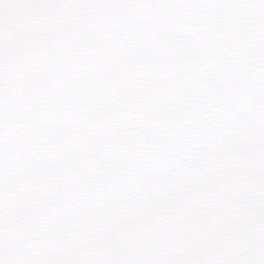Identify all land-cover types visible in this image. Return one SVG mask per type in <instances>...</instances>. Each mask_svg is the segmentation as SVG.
<instances>
[{
  "label": "snow or ice",
  "instance_id": "obj_1",
  "mask_svg": "<svg viewBox=\"0 0 264 264\" xmlns=\"http://www.w3.org/2000/svg\"><path fill=\"white\" fill-rule=\"evenodd\" d=\"M0 264H264V0H0Z\"/></svg>",
  "mask_w": 264,
  "mask_h": 264
}]
</instances>
